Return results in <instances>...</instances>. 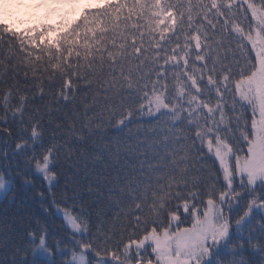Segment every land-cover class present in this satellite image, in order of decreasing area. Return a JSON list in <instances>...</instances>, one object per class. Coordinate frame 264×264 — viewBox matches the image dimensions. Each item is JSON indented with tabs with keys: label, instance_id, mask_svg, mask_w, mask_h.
I'll use <instances>...</instances> for the list:
<instances>
[{
	"label": "snow or ice",
	"instance_id": "6c2138e0",
	"mask_svg": "<svg viewBox=\"0 0 264 264\" xmlns=\"http://www.w3.org/2000/svg\"><path fill=\"white\" fill-rule=\"evenodd\" d=\"M0 264H264V0H0Z\"/></svg>",
	"mask_w": 264,
	"mask_h": 264
},
{
	"label": "trees",
	"instance_id": "16d2710c",
	"mask_svg": "<svg viewBox=\"0 0 264 264\" xmlns=\"http://www.w3.org/2000/svg\"><path fill=\"white\" fill-rule=\"evenodd\" d=\"M131 132L128 131V129H125L123 133L120 134V136L123 139H127L130 135L134 138L135 134L137 132V125L134 123L133 125H130Z\"/></svg>",
	"mask_w": 264,
	"mask_h": 264
},
{
	"label": "rangeland",
	"instance_id": "374dc122",
	"mask_svg": "<svg viewBox=\"0 0 264 264\" xmlns=\"http://www.w3.org/2000/svg\"><path fill=\"white\" fill-rule=\"evenodd\" d=\"M19 27H24L23 25H20Z\"/></svg>",
	"mask_w": 264,
	"mask_h": 264
}]
</instances>
